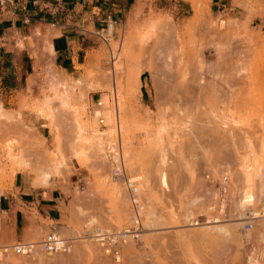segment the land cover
I'll list each match as a JSON object with an SVG mask.
<instances>
[{
    "label": "rangeland",
    "instance_id": "obj_1",
    "mask_svg": "<svg viewBox=\"0 0 264 264\" xmlns=\"http://www.w3.org/2000/svg\"><path fill=\"white\" fill-rule=\"evenodd\" d=\"M177 1L141 5L124 23L98 33L95 50L75 78L55 67L50 38L31 34L34 63L27 89L16 94L19 109L5 112L0 106L6 115L0 118V183L8 192L16 167L50 173L62 164L63 172L56 170L62 182L59 216L44 220L30 210L26 217L36 236L23 242L0 220V264H246L250 254L260 264L253 252L241 249L236 232L225 241L215 237L213 227H191L183 217L187 211L196 219L204 215V174L229 170L253 176L264 168V0H233L240 13L228 17L223 30L211 17L210 0H187L192 12ZM139 79L148 97H141ZM113 82L123 153L130 151L125 163L142 178L144 204L140 241L122 248L120 263L105 257L91 238L94 227L114 232L131 224L127 194L108 164L117 132L104 136L95 153L80 141L87 125L113 128L91 113L97 101L103 113L104 96L114 106ZM21 111L42 112L46 138L15 121ZM160 172L167 187L160 185ZM117 186L125 192V206ZM145 207L158 220L153 218L156 230L147 232ZM54 227L68 240V254L14 252L17 243H39Z\"/></svg>",
    "mask_w": 264,
    "mask_h": 264
},
{
    "label": "crops",
    "instance_id": "obj_2",
    "mask_svg": "<svg viewBox=\"0 0 264 264\" xmlns=\"http://www.w3.org/2000/svg\"><path fill=\"white\" fill-rule=\"evenodd\" d=\"M160 0H0V106L5 111H18L15 100L19 91L27 89V80L33 69L29 38L39 31L50 38L55 67L66 76L75 78L87 55L95 50L97 34L109 25L124 23L128 15L144 5L157 6ZM172 0H169L171 2ZM144 2V3H143ZM188 11L192 12L189 2ZM145 9V8H144ZM209 9L217 28L227 26V18L240 11L233 7V0H210ZM18 44H22L19 48ZM25 59V63H21ZM141 97L148 93L139 79ZM22 84V85H20ZM5 111V112H6ZM1 113V111H0ZM33 112L21 111L15 121L35 128L44 138L49 133L47 120ZM2 114V113H1ZM6 115H0L5 118ZM43 132V134H42ZM3 151L0 149V160ZM53 179V180H52ZM34 176L28 168L16 167L12 187L7 192L0 183V220L14 237L23 242L36 236L26 214L35 209L44 220H56L60 208L59 177H51L53 186H33ZM53 182V183H52Z\"/></svg>",
    "mask_w": 264,
    "mask_h": 264
},
{
    "label": "built area",
    "instance_id": "obj_3",
    "mask_svg": "<svg viewBox=\"0 0 264 264\" xmlns=\"http://www.w3.org/2000/svg\"><path fill=\"white\" fill-rule=\"evenodd\" d=\"M6 1V0H3ZM0 4H2L0 2ZM113 101L118 100L117 96ZM114 103V102H113ZM117 103V102H116ZM96 107H100L99 101ZM92 112V111H91ZM100 117H98L99 119ZM99 123L102 125V119ZM119 148H111L109 151L108 164L112 170V178L123 185L127 193L130 208L133 213L131 224L114 232H108L99 227H94L91 238L96 243L102 254L109 258L114 263H120L122 248L129 242L138 243L142 234V199L137 187L136 176H131L127 167L123 162H118L116 152ZM257 179V178H256ZM203 181L205 183L206 198L204 203V215L194 221V226L200 227L208 225H217L221 223L236 222L237 232L239 234L258 229L264 230V198L255 195L254 199L249 201V204L241 211L244 216L237 217V213L233 208V202L237 199L231 190L234 187L235 181L237 183V175H232L229 170H224L220 174L214 176L212 173L204 174ZM257 180L255 182V185ZM238 188H241L239 185ZM234 200V201H233ZM39 244L42 251L50 256L65 255L70 251V244L67 239L58 235L56 228L46 234L39 243H17L13 246V250L17 255L30 256ZM244 250L251 251L260 264H264V239L259 241L257 239L251 240L244 244ZM251 255V254H250ZM253 256V255H251Z\"/></svg>",
    "mask_w": 264,
    "mask_h": 264
},
{
    "label": "bare ground",
    "instance_id": "obj_4",
    "mask_svg": "<svg viewBox=\"0 0 264 264\" xmlns=\"http://www.w3.org/2000/svg\"><path fill=\"white\" fill-rule=\"evenodd\" d=\"M185 1H187V0H185ZM112 26V28H114L113 27V25H109V27L107 28V32H108V30H109V28ZM102 32V31H101ZM100 33V32H99ZM108 35H110L109 33H108ZM109 51L111 52V54H113L112 53V51L109 49ZM120 51V48H119V50H117V52H116V54L118 55V52ZM117 55H115V57H112V60H115L116 59V56ZM114 64V63H113ZM115 82H113V97H114V99L116 98L115 96H117V94H116V88H115V84H114ZM104 96V95H103ZM109 97H107V96H104L103 97V106H104V111H103V113H102V103H100V107H96L94 110H92V115L94 116V117H96L97 119H98V117H100L99 119H98V121H100V119H104L105 120V124L106 125H112V123L114 124L113 125V128H111V129H108L109 131L108 132H106V131H100L99 129H97V128H95V125H94V122L92 123L93 125H94V130L92 129V128H90L88 125L86 126V130H85V128H84V130H83V134L80 136V141H81V145H85L84 147H86L85 148V151H86V149H88V151L90 150L91 152H93V153H95V150L98 148V147H100V142H102L103 141V137L104 136H106V135H110V134H113L114 132H117V137H116V144L113 146V148H119V150H118V152H116V157H117V161L119 162H123V164L126 166V163H125V156H128V153L130 152H128L127 150L124 152L125 153V156H124V153H123V148H122V143H121V137H120V128H121V126H120V120H119V116H118V111H117V100L116 101H113L114 103H112V104H114V106H112V107H110V103H109V99H108ZM60 104L64 107L65 105H66V102L65 101H63V100H60ZM42 106V105H41ZM37 110V109H36ZM40 111V110H39ZM0 115H2L1 113H0ZM102 115V116H101ZM104 116V117H103ZM113 116H114V118H113ZM103 117V118H102ZM17 119H18V121H20V116L18 115L17 116ZM104 120H102V122H104ZM103 124V123H102ZM124 124V123H123ZM122 124V125H123ZM105 125V126H106ZM97 126V125H96ZM23 127H24V125H23ZM125 127V126H124ZM122 129H123V127H122ZM125 129V128H124ZM147 129H148V127H147ZM88 132H90L91 134L88 136ZM116 133H114V135H115ZM111 136V135H110ZM247 145V144H246ZM158 146V145H157ZM83 147V148H84ZM249 148H251V146H248ZM262 148H264V146L262 147ZM151 149V148H150ZM147 150H149V148L147 149ZM82 151H84V149H82ZM77 152V151H76ZM75 152V153H76ZM128 152V153H127ZM83 153V152H82ZM85 153V152H84ZM80 155V154H79ZM83 157V156H82ZM108 158H109V153H108ZM62 164H60V165H58L57 167H56V169H54V170H52L50 173H49V171L46 173L45 171V173H41V172H38V171H32V174H33V176H34V181H33V186H43V187H50V186H53L51 183H50V179H51V177H59V175L58 174H60V173H58L60 170L63 172V169H62V166H61ZM127 167V166H126ZM259 167H261V166H259ZM64 168V167H63ZM66 168V167H65ZM64 168V169H65ZM110 168V167H109ZM60 169V170H59ZM127 169H128V167H127ZM261 169V168H260ZM58 172H57V171ZM129 170V169H128ZM110 171H111V174H112V170H111V168H110ZM65 173V172H64ZM159 174H161L160 175V178H159V180H160V182H158V183H160V185H162V186H165V187H167L166 185H167V183H166V176L162 173V172H160ZM241 176H239V174H237V179L239 180V182L237 183V181H235V184H234V187L232 188V190H231V193L232 192H234V193H232V195H233V199H234V195H236V197H237V199H235V201L233 202V208H234V210L237 212V213H239V214H236L237 215V217H239V218H242L243 216H244V214H242L241 213V211L246 207V205L247 204H249V201L250 200H252V199H254V196L255 195H259V197H261V198H264V168L260 171L259 170V172L257 171V173L255 174V175H247L244 171H242L241 172ZM131 176H133L132 174H130ZM61 177H63V175H60ZM158 177V176H157ZM257 178V179H256ZM135 179H137V187H138V182L139 181H141V179L142 178H140L139 176H136V178ZM53 180V179H52ZM256 180H257V183H256V185H255V182H256ZM143 181V180H142ZM53 183V182H52ZM65 184V183H64ZM142 184V183H141ZM140 184V185H141ZM241 186V188H238V186ZM54 187V186H53ZM142 187V186H141ZM140 187V188H141ZM145 187V186H144ZM147 187V186H146ZM145 187V188H146ZM165 187H164V189H165ZM51 188V187H50ZM54 188H56V186L54 187ZM124 188V187H123ZM163 188V187H162ZM115 189L117 190V189H119L120 190V188H118V186L117 187H115ZM138 189H139V187H138ZM142 189V188H141ZM144 189V188H143ZM142 189V191H144ZM149 189H151V188H149ZM124 190H125V188H124ZM118 191V190H117ZM117 191L115 192V193H117ZM119 192V194H118V196L120 197H124L126 200H124L123 202H125L124 203V206H125V204H126V201H127V198L124 196V193L126 192H122L121 190L120 191H118ZM148 193V192H147ZM127 194V193H126ZM144 195V194H143ZM147 195V194H146ZM151 195H152V193H151ZM140 197H141V194H140ZM118 198V197H117ZM122 198H120V200L122 199ZM123 198V199H124ZM122 199V200H123ZM142 199V198H141ZM146 199V198H145ZM150 199V198H149ZM147 200V199H146ZM153 200V199H152ZM195 201L196 200H193V203H195ZM149 202V201H148ZM147 206H148V204L147 203H145ZM130 205V204H129ZM196 205V204H195ZM263 206H264V202H263ZM142 208H144V204H143V201H142ZM146 208V207H145ZM149 208V207H148ZM148 208H146V210H148L147 212H146V210H145V213H146V217H145V221H144V224H145V222H146V224H147V227H148V231L147 232H149L150 230H156L155 229V225H154V222H156V221H153L154 219H156V218H154V213L151 211V210H149ZM187 210H188V208H187ZM186 210V211H187ZM151 211V212H150ZM132 212V211H131ZM170 214H171V212H170ZM173 214V213H172ZM131 215H132V217H133V213H131ZM171 216H173V215H171ZM193 215H192V213L190 212V211H187L186 212V215H184V217H183V220L185 221V223H187V224H191L192 226H194V221L196 220V218H193L192 217ZM154 218V219H153ZM173 219V218H172ZM176 219V218H175ZM174 219V220H175ZM191 219H193L192 221H191ZM157 220V219H156ZM131 221H132V218H131ZM158 221V220H157ZM173 221V220H172ZM159 223V222H158ZM184 223V224H185ZM90 224V223H89ZM95 225L96 223H91V226L92 225ZM172 224V223H171ZM163 225V224H162ZM177 225H178V223H177ZM158 226V225H157ZM167 226V225H166ZM172 226V225H171ZM174 226H176V225H174ZM209 226H211V227H213L214 228V230H215V233H216V235H215V237H217V235L219 236V238H221V239H223V240H225L226 238H228V237H230V236H233L234 234V232H236L237 233V235H238V240H239V244H240V246H241V249H243L244 248V244H246V243H249L251 240H255V239H257V240H259V241H261V240H263L264 239V230L263 229H258V227L254 230H252V231H248V232H246V233H243V234H239L238 232H237V226H238V224L236 223V222H233V219H231V222H227V223H221V224H217V225H208V227ZM161 227V226H160ZM173 227V226H172ZM171 227V228H172ZM179 227H185V225H180V226H178V228ZM211 227H209V228H211ZM176 228V227H175ZM208 228V229H209ZM212 229V228H211ZM56 230H57V232H60L61 231V228H59V227H56ZM204 230V229H203ZM213 230V231H214ZM189 231V230H188ZM187 231V232H188ZM199 231V230H198ZM210 231V230H209ZM195 232V231H194ZM196 232H197V230H196ZM212 232V231H211ZM190 233V232H189ZM187 234V235H190V234ZM199 233V232H198ZM214 233V234H215ZM203 234V233H202ZM184 235V234H183ZM182 234L180 235L181 237L183 236ZM187 235H186V237H187ZM185 236V235H184ZM200 236V235H199ZM88 237H90V236H88ZM180 237V238H181ZM186 237H183V238H186ZM218 238V237H217ZM218 238V239H219ZM187 239V238H186ZM190 239V238H189ZM192 239V238H191ZM220 239V240H221ZM229 239V238H228ZM188 240V239H187ZM227 240V239H226ZM225 240V241H226ZM85 242H86V240H84ZM87 241H88V238H87ZM90 242V241H89ZM132 247V246H131ZM36 250H35V253H37L39 256H43L44 254L45 255H48V254H46V253H44L43 251H42V249H41V247L39 246V244H37V246H36ZM133 249V248H132ZM8 248H6V247H3L2 248V252H8ZM36 256V255H35ZM20 258V257H19ZM248 259V261H247V263L246 264H253V262H255V260L251 257V255H249V257H247ZM24 259V258H23ZM34 259H36V258H34ZM252 259V260H251ZM19 260V259H18ZM27 260V259H26ZM22 261V260H21Z\"/></svg>",
    "mask_w": 264,
    "mask_h": 264
}]
</instances>
